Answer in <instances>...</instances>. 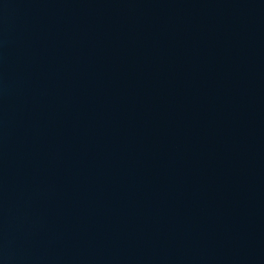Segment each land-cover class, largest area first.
I'll list each match as a JSON object with an SVG mask.
<instances>
[{"label":"water","instance_id":"obj_1","mask_svg":"<svg viewBox=\"0 0 264 264\" xmlns=\"http://www.w3.org/2000/svg\"><path fill=\"white\" fill-rule=\"evenodd\" d=\"M0 264H264V0H0Z\"/></svg>","mask_w":264,"mask_h":264}]
</instances>
